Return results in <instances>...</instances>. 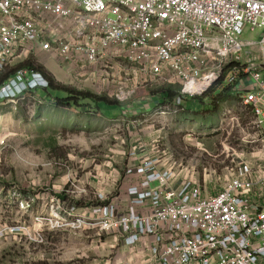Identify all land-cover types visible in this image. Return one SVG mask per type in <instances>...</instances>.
Masks as SVG:
<instances>
[{
	"label": "built area",
	"instance_id": "2783aa9c",
	"mask_svg": "<svg viewBox=\"0 0 264 264\" xmlns=\"http://www.w3.org/2000/svg\"><path fill=\"white\" fill-rule=\"evenodd\" d=\"M257 30L255 43L243 38ZM39 51L68 63L122 56L149 84L176 87L172 114L224 90L245 113L243 124L221 113L251 151L227 156L218 187L206 170L198 183L199 173L164 149L136 158L126 171L128 206L106 205L101 225L126 250L94 264H264V0H0V75ZM45 84L21 68L0 98ZM133 93L120 87L114 96Z\"/></svg>",
	"mask_w": 264,
	"mask_h": 264
},
{
	"label": "rangeland",
	"instance_id": "374dc122",
	"mask_svg": "<svg viewBox=\"0 0 264 264\" xmlns=\"http://www.w3.org/2000/svg\"><path fill=\"white\" fill-rule=\"evenodd\" d=\"M259 34L246 31L243 38L255 43ZM30 57L65 87L112 106L60 107L52 96L31 90L0 98V264L120 259L123 242L101 225L106 205L120 200L121 208L128 206L126 171L136 158L154 159L164 149L181 167L194 168L198 183L206 170L214 177L209 185L218 187L227 156L251 151L243 150L241 127L221 116L230 109L244 123L235 94L216 113L208 111L207 97L188 100L189 110L172 114L171 100L162 104L157 95L176 87L149 84L122 56L94 64L61 62L46 51ZM120 87L134 90L124 102L114 96Z\"/></svg>",
	"mask_w": 264,
	"mask_h": 264
},
{
	"label": "trees",
	"instance_id": "16d2710c",
	"mask_svg": "<svg viewBox=\"0 0 264 264\" xmlns=\"http://www.w3.org/2000/svg\"><path fill=\"white\" fill-rule=\"evenodd\" d=\"M27 69L31 72L39 73L42 78L46 81V84L36 88L35 91L45 92L46 94L53 97L56 100V104L60 107H71V109L75 108H97L101 110L100 104H104L107 106H112L110 102H108L104 98H99L90 93L80 92L75 89H71L69 87H65L64 84L59 83L53 73L49 71L46 66L38 61H36L35 57H30L26 61L18 63L15 66L7 67L5 71L0 75V86L3 85L18 69ZM54 92V93H53ZM163 96V99L173 100L175 96V92L172 90H164L160 93ZM18 95H15V97ZM209 97V110L213 113L218 112L221 109V103L223 101H227L232 98V93L229 90H224L220 94L212 95V93L205 95L203 98H198L202 100L204 98ZM193 100V99H192ZM193 112V111H191ZM207 112V111H206ZM199 114L198 112H196ZM204 113V112H202Z\"/></svg>",
	"mask_w": 264,
	"mask_h": 264
},
{
	"label": "crops",
	"instance_id": "0c3cea01",
	"mask_svg": "<svg viewBox=\"0 0 264 264\" xmlns=\"http://www.w3.org/2000/svg\"><path fill=\"white\" fill-rule=\"evenodd\" d=\"M189 103H190V102H187V106H188V107H189ZM188 110H189V109H188Z\"/></svg>",
	"mask_w": 264,
	"mask_h": 264
}]
</instances>
